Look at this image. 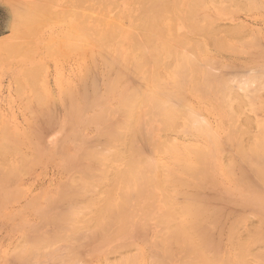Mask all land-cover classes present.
<instances>
[{"label": "rangeland", "instance_id": "1", "mask_svg": "<svg viewBox=\"0 0 264 264\" xmlns=\"http://www.w3.org/2000/svg\"><path fill=\"white\" fill-rule=\"evenodd\" d=\"M147 4L158 23L138 13ZM139 14L165 29L134 48ZM174 32L193 39L181 47ZM170 44L182 72L163 57ZM139 88L152 95L142 100ZM152 88L167 107L152 102ZM57 124L74 136L69 159L81 161L74 264H264V0H0V159H12L13 176L51 153Z\"/></svg>", "mask_w": 264, "mask_h": 264}, {"label": "crops", "instance_id": "2", "mask_svg": "<svg viewBox=\"0 0 264 264\" xmlns=\"http://www.w3.org/2000/svg\"><path fill=\"white\" fill-rule=\"evenodd\" d=\"M50 135L51 153L36 159L29 172L13 176L12 159H0V264H74L82 195L75 186V165L81 161L69 159L74 146L69 129L66 134L64 126L52 125ZM65 140L68 159H60L57 151ZM83 175L90 180L91 174Z\"/></svg>", "mask_w": 264, "mask_h": 264}, {"label": "bare ground", "instance_id": "3", "mask_svg": "<svg viewBox=\"0 0 264 264\" xmlns=\"http://www.w3.org/2000/svg\"><path fill=\"white\" fill-rule=\"evenodd\" d=\"M202 3H203V2H202ZM199 4H200V3H199ZM147 5H149V6H147ZM147 5H145L144 8L142 7V10L140 9V10L138 11V13H140V11H145V10H146V11L143 12V13H144V15L147 14V15L149 16L148 11H151V13H150V16H151V17H150V18H152V21H156V23H158V22L160 21L159 19H160L161 16H160V17H159V16L156 17V16L158 15V14H156V16H155L156 18L153 17V14H155V13H154L155 10H153V12H152V9H153V8L150 7L151 4H147ZM204 5H205V4H204ZM146 7H147V8H146ZM148 8H150V9H148ZM166 8H167V7H166ZM168 10H169V9H168ZM158 11H159V13H160V10H159V9H157L155 12L158 13ZM190 12H192V11L190 10ZM193 12H195V10H193ZM143 13L141 12V14H143ZM186 13H187V12H186ZM187 14L189 15V18H192V16L190 17V14H191V13H190V14L187 13ZM135 15H136V14H135ZM181 15H182V14H181ZM186 16H187V15H186ZM186 16L183 15V16H182V20H183V17H185L186 19H188ZM135 17L138 18V19H142V18H143V17L141 18L140 14L137 15V16H135ZM135 17L132 18V19L135 20V19H136ZM139 17H140V18H139ZM162 17L164 18V16H162ZM172 17H173V16H172ZM196 17H197V16H196ZM196 17L193 15V18H192L193 21L196 20ZM200 17H201V16L199 15V17H198L199 20H200V19H203L204 15L202 16V18H200ZM157 18H158V19H157ZM185 18H184V20H186ZM198 18H197V20L195 21L196 23H197V21L199 22ZM204 18H205V17H204ZM154 19H155V20H154ZM205 19H206V18H205ZM144 20H145V19H144ZM144 20L142 19L141 22L144 21ZM179 20L181 21V19H179ZM131 21H132V20H131ZM172 21H175V20L173 19ZM204 21H206V20H204ZM211 21H212V20H211ZM139 22H140V21H139ZM183 22H184V21H183ZM187 22H188V20H187ZM195 22H194V23H195ZM207 22H208V21H207ZM220 22H221V21H220ZM153 23H155V22H153ZM169 23H170V22H169ZM169 23H167V24H169ZM171 23H172V22H171ZM180 23H181V22H180ZM209 23H210V22H209ZM209 23H206V24H209ZM218 23H219V21H218ZM112 24L115 25V26L112 27V28H116V29H117V27L119 26L118 22H117V23L114 22V23H112ZM120 24H122V25L119 26L118 30H119V31H120V30H125V29H126V28L124 29V26H125V25H124L123 23H121V22H120ZM138 24H140V25H137V26H136L137 28H135L134 30H130V31L133 32V36H131V37H132V39H133L134 41L132 40V42H133L132 44H134V43L136 44V47H134V48H137V45H138V46H142V47H144V44H146L147 42L149 43V41L154 40V37L158 36V34H159L158 31L161 30V31H160V35H162V34H161V33H162V30L165 29V28H163L162 26L160 27V28H161V29H160V28L158 27V24L151 25V23H150L149 20H148V21L145 20V21H144V24H142V23H138ZM182 24H183V23H182ZM184 24H185V23H184ZM184 24H183V25H184ZM188 24L191 25L192 23L189 21ZM216 24H217V23H216ZM113 25H112V26H113ZM116 25H117V26H116ZM130 25H133V24H130ZM134 25H135V24H134ZM141 25H142V26H141ZM160 25H161V24H160ZM171 25H173L172 27L174 28V24H170V26L167 25V26L170 27L169 29H168V27H167V30H169V33H170V29H172V28H171ZM192 25H193V24H192ZM194 25H196V24H194ZM194 25H193L192 27H191V26H189V27H191V29H193ZM203 25H204V26H202V27H205V24H204V23H203ZM210 25H211V24H210ZM218 25L220 26V23H219ZM218 25H217V26H218ZM138 26H140V27H138ZM146 26H147V27H146ZM148 26H149V27H148ZM199 26H200V25H199ZM199 26H198V27H199ZM212 26H214L213 29H212ZM212 26H210V28H211L210 30H214V29L217 27V26H215V23H214ZM125 27H126V26H125ZM141 27H144L145 29H143V28H141ZM150 27H151V28H150ZM152 27H153L154 29L151 31ZM157 27H158V28H157ZM198 27H197V28H198ZM110 28H111V26H110ZM110 28H109V29H110ZM162 28H163V29H162ZM205 28H207V25H206ZM71 29H72V28H71ZM105 29H106V28H105ZM105 29H104V28L101 29V33L103 32L102 30H104V32H103V34H104L105 31H106ZM130 29H133V28H130ZM142 29H143V30H142ZM155 29H156V30H155ZM159 29H160V30H159ZM174 29H175V28H174ZM174 29H173V30H174ZM198 29H199V28H198ZM107 30H108V29H107ZM113 30H114V29H113ZM118 30H116L117 32L114 33L115 35L119 32ZM194 30H195V28H194ZM196 30H197V29H196ZM94 31H95V34L98 33V32H96V30H94ZM108 31L110 32V30H108ZM108 31H106V33H107ZM114 31H115V30H114ZM109 32H108V33H109ZM155 32H156V33H155ZM157 32H158V34H157ZM175 32H176V31H175ZM175 32H174V34H175L176 36H175L174 34H172V33H171V35H174V38H175V37L180 38V37H179V33L176 34ZM101 33H100V36H99V37H100L99 40H101V38H102V40H103L104 38H106V37L108 38V36H109L108 34H107V35H108V36H107L106 33H105L103 36H105V35H106V36L103 38V37L101 36V35H102ZM110 33H111V32H110ZM112 33H113V32H112ZM123 33L125 34V37H126V33H127V31H124ZM128 33H129V34H127V35H132V33L130 34L129 31H128ZM163 33H164V32H163ZM194 33H195V32H194ZM124 34H123L122 36H124ZM156 34H157V35H156ZM78 35H79V34H78ZM93 35H94V34H93ZM110 35H111V34H110ZM117 35H118V34H117ZM117 35H116V36H117ZM160 35H159L158 38H160ZM177 35H178V36H177ZM113 36H114V35H113ZM113 36L111 35V36H110L111 39H110V38H108V39L112 40ZM122 36H121V37H122ZM99 37H98V38H99ZM114 37H115V36H114ZM129 37H130V36H129ZM163 37H164V36H163ZM163 37H162V38H163ZM182 37H183V36H182ZM162 38H160V39H162ZM164 38H166V37H164ZM170 38H172V37H170ZM170 38H167V39L169 40ZM174 38H173V39H174ZM178 38H175V39H174V40H176V41L178 40V42L173 41V39H170V40H172L171 42H175V43H177V44L179 43V44L181 45V47H182V45H184L183 43L186 41V40H185V41L183 40L184 38H187V39H190V40L193 39V37H192V38H189V36H187V37L185 36V37H183V39H180V40H179ZM124 39H125V38H124ZM155 39H156V38H155ZM167 39H166V40H167ZM97 40H98V39H96V41H97ZM102 40H101V41H98L97 43H99V45H100V43L102 42ZM105 40H107V39H104L103 42H105ZM110 40H108V41H110ZM116 40H117V39H116ZM163 40H164V39H162L161 41L163 42ZM181 40H182V41H181ZM96 41H95V43H96ZM157 41H158L157 44H158L159 46L161 45L160 47H162V48L166 47V43L169 42V41H165V40H164L165 45H164V47H163L162 44H159V42H161V41H159V40H157ZM179 41H180V42H179ZM118 42H121V40H119V38H118ZM118 42H114V45H115V43H118ZM92 43L95 44L94 42H92ZM97 43H96V44H97ZM107 43H108V44H107ZM109 43H110V42H107V41H106L105 46H106V45H109ZM111 43H112V42H111ZM124 43H125V42H124ZM140 43H141V44H140ZM151 43L154 44V42H151ZM102 44H103V43H101L100 48L102 47ZM118 44H119V43H118ZM118 44H116V45H118ZM130 44H131V43H130ZM132 44H131V46H132ZM135 44H134V46H135ZM139 44H140V45H139ZM179 44H178V45H179ZM99 45H98V46H99ZM111 45H112V44H111ZM121 45H122V44H121ZM126 45H127V44H126ZM154 45L156 46V44H154ZM154 45L152 46V44H151V45H149V47H155ZM171 45L173 46V44L167 45L166 51L164 52L165 55L163 56L164 58L167 57V59H170L169 62L173 59V55H174V54H173L174 51H172V50L170 51V55H167V51L169 50L168 48H171V47H168V46H171ZM103 46H104V44H103ZM147 46H148V45H147ZM174 46L176 47V45H174ZM174 46H173V50L176 49ZM107 47H108V46H107ZM122 47H124V46H122ZM132 47H133V46H132ZM178 47L180 48V46H178ZM114 48H115V46H114ZM128 48H129V46H128ZM156 48H158V47L156 46ZM102 49H103V47H102ZM105 49H106V48H105ZM115 49H116V48H115ZM118 49H119V48H118ZM122 49H123V48H122ZM122 49H121V50H122ZM153 49H154V48H153ZM167 49H168V50H167ZM171 49H172V48H171ZM113 50H114V49H113ZM156 50H159V49H156ZM162 50H163V49H162ZM114 51H115V50H114ZM140 51H141V50H140ZM140 51H138V52H140ZM179 51H180V50L176 51V56H177V61H179V62L181 63V62H182L183 60H185V59H184L183 56H181V55L179 56V54H178ZM118 52H119V50H118ZM125 52H127V51H125ZM159 52H161V51H159ZM159 52H158V53H159ZM112 53H114V52H112ZM115 53H116V52H115ZM144 53H145V52H144ZM164 53H163V54H164ZM168 53H169V52H168ZM180 53H183V52L181 51ZM138 54H139V53H138ZM138 54H137V57H138ZM141 54H142V53H140V55H141ZM134 55H135V53H134ZM134 55H133V56H134ZM140 55H139V58H140ZM144 55H145V54H144ZM149 55H150V57H151V61L153 62V63L151 62V65L153 64V66H154V65L157 66L158 63L155 64L154 62H155V60H158V59H155L154 56H153V58H154V59H153L152 56H151V54H149ZM142 56H143V55H142ZM159 56H160V54H159ZM178 57H179V58H178ZM171 58H172V59H171ZM141 59H143V58H141ZM134 60H135V59H134ZM134 60H133V61H134ZM145 60H146V59H145ZM181 60H182V61H181ZM135 61H136V62H139L138 60H135ZM164 61H166V60H164ZM164 61H163V62H164ZM142 62H143V61H142ZM167 62H168V60L166 61L165 64H168ZM173 62H174V59H173ZM179 62H177V64H178ZM144 63H145V61H144ZM180 63H179V66H180ZM184 63H185V61H184ZM118 64H119V63H118ZM137 64H140V63H137ZM141 64H142V65H141ZM141 64H140V66H143V65H144L143 63H141ZM119 65H120V64H119ZM151 65H150V67H151ZM174 65H175V62H174ZM243 65H244V64H243ZM247 65H248V64H247ZM175 66H178V65H175ZM179 66H178V67H179ZM231 66H232V65H231ZM150 67H149V68H150ZM166 67H167V66H164V68H166ZM181 67H184V68H185V66H180V69H181V70H179V68H178V70H179L180 72H182V70L184 69V68L182 69ZM149 68H148V69H149ZM152 68H155V70H156V67H152ZM157 68H158V66H157ZM169 68H170V67H169ZM233 68H234V67H233ZM239 68H241V66H240ZM236 69H237V68H236ZM150 70H151V69H150ZM155 70L153 69L152 72L154 71V73L156 74L157 71L155 72ZM170 70H171V69H170ZM174 70H175V69H173V71H174ZM176 70H177V68H176ZM176 70H175V72H176ZM239 70H240V69H239ZM171 71H172V70H171ZM234 71H235V70H234ZM150 72H151V71H150ZM235 72H236V71H235ZM239 72H240V71H239ZM148 73H149V72H148ZM154 73H151V74L154 76ZM160 73H161V72H159V74H160ZM235 74H237V73H235ZM238 74H240V73H238ZM242 74H243V72H242ZM148 75H150V73L147 74V75H146L145 77H143V78H145L146 80H148V78H147ZM245 75H246V74H245ZM245 75H243L242 77H244ZM151 77H152V76H151ZM156 77L159 78L160 76H157V74H156ZM236 77H238V76H236ZM242 77H241V78H242ZM143 78H142V79H143ZM152 78H153V77H152ZM154 78H155V77H154ZM158 78H157V79H158ZM160 78H161V77H160ZM150 80L152 81L153 79L150 78ZM161 80H162V78H161ZM148 81H149V80H148ZM148 81H147V82H148ZM154 81H155V83H154V82H151V85H152V86H155V87H156V86L159 87V86L156 84V81H157V80L155 79ZM159 81H160V79H158L157 83H158ZM178 81H180V80H178ZM142 84H143V83H142ZM149 86H150V84H149ZM179 86H180V84H179ZM161 87H162V86H161ZM161 87H160V88H161ZM164 87H165V86H164ZM164 87H163V88H164ZM144 88H145V87H144ZM144 88H142L144 94H143V92H141L142 90L139 88V89L141 90L140 92L142 93L141 96L145 95V92L147 93V92L149 91V90H148V91H145V89H147V87H146L145 89H144ZM148 88H149V87H148ZM136 89H137V88H136ZM153 89H155V88H152V90L150 89V91H154L156 94H158V93L160 94L161 91H162V89H161V91H157V88H156L155 90L158 92V93H157V92H156L155 90H153ZM166 89H167V88H166ZM166 89H165V90H166ZM133 90H135V88L132 89L131 92H133ZM165 90H164V91H165ZM168 90H169V89H168ZM169 91H171V90H169ZM135 92H136V90H135ZM171 92H172V91H171ZM148 93H149V92H148ZM148 93H147V94H148ZM164 93H165V92H164ZM147 94H146V95H147ZM156 94L153 95V96H151V100H152V102H155V103L157 102L156 104L159 106V104L163 101V102H162L163 105L167 107V104L165 105V103H168L169 101H168V100H165L166 102L164 101V99H166V97H165L164 99H162L163 97L161 96L162 98H160V96H159V94H158V98L160 99V101H159V99L156 97ZM134 95H136V97H135V99H134V102H136L135 100H136V99L139 100V97H140V96H138V94H136V93H134ZM139 95H140V93H139ZM148 95H152V94L149 93ZM137 96H138V97H137ZM143 97H144V96H143ZM143 97H141V99H142ZM145 98H148V97L145 96L142 100H145ZM152 98H153L154 100H153ZM155 98H156V100H155ZM141 99H140V100H141ZM157 99H158V100H157ZM161 99H162V100H161ZM146 100L148 101V99H146ZM167 101H168V102H167ZM150 102H151V101H150ZM164 102H165V103H164ZM155 103H151V105H154ZM143 104L145 105L146 102H143L142 105H143ZM168 104H169V103H168ZM144 105H143V106H144ZM139 106H141V105H139ZM135 107H136V106H135ZM154 107H155V106H154ZM160 107L163 108L162 104H160ZM168 107H169V110H171V111L166 110V113L169 114V115H176V114L179 113V111H180V110L177 109V107H176V109H175V108H172L170 105H168ZM173 107H174V106H173ZM137 108H141V107H137ZM147 108L149 109L150 107L147 106ZM147 108H146V109H147ZM167 111H168L169 113H168ZM180 114H181V113H180ZM165 115H166V114H165ZM169 115H168V116H169ZM178 115H179V114H178ZM166 116H167V115H166ZM166 118H167V117H166ZM167 119H168V118H167ZM172 119H173V118H172ZM174 120H175V119H174ZM172 122H173V121H170V119H169V123H172ZM169 125H170V124H169ZM172 126H173V125H171V127H172ZM170 129H171V128H170ZM52 134H53V133H52ZM181 144H182V143H181ZM124 145L126 146L127 144H122L123 147H125ZM184 145H186V143H184ZM119 146L121 147V145H119ZM191 147H192V149H193L195 146H194V147L191 146ZM197 148H198V147H196V149H197ZM115 149H116V148H115ZM115 149H114V150H115ZM129 149H130V147L127 148L126 150H129ZM171 149H172V148H171ZM173 149H174V148H173ZM173 149H172V150H173ZM190 149H191V148H190ZM192 149H191V150H192ZM196 149H195V150H196ZM120 150H123V149L120 148V149L118 150V152H119ZM124 150H125V149H124ZM195 150L193 149V151H195ZM116 151H117V150H116ZM116 151H114L115 154H112V155H116ZM110 152H111V153H114L112 150H111ZM123 152H124V151H123ZM170 152H171V151H170ZM120 153H122V152H120ZM171 154H172V153H171ZM120 155H121V154H120ZM121 156H122V155H121ZM112 157L114 158V156H112ZM115 158H116V157H115ZM106 159H107V158H106ZM109 159H110V158H109ZM171 159H172V158H171ZM165 188H166V187H165ZM167 191H168V190H167ZM162 194L164 195L163 200H165L166 198L168 199V197H169L168 194H171V195H172V193L169 191V193L166 192L167 197H165V196H166V195H165V189H164V191H162ZM171 195H170V197H171ZM169 199H170V198H169ZM172 199H173V197H171L170 200H172ZM168 201H169V200H168ZM172 201H173V200H172ZM165 202L167 203V200H166ZM166 203H165V204H166ZM167 205H168V203H167ZM171 205H172V204H171ZM171 205H169V206H171ZM174 206H175V205H174ZM174 206H173V207H174ZM169 209H170V208H169ZM172 209H173V208H172ZM172 209H170V210L173 212ZM183 210H185V209H183ZM168 212L170 213V211H168ZM169 213H168V215H170ZM183 213H184V212H183ZM184 214H185V213H184ZM165 215H167V214H165ZM216 215H217V214H216ZM176 216L178 217L179 214L176 215ZM180 216L182 217V215H180ZM170 217H172V216H169L168 218H170ZM173 217H174V214H173ZM216 217H217V216H216ZM160 218H163V219H164V216H163V217H162V216L159 217V220H160ZM166 218H167V217H166ZM168 218H167V219H168ZM180 219H181V218H180ZM216 219H217V218H216ZM159 220H158V222H159ZM161 220H162V219H161ZM165 220H166V219H165ZM170 220H171V219H170ZM181 220H182V219H181ZM166 221H168V220H166ZM161 222H162V224L164 225L163 220H162ZM166 223H169V221L166 222ZM162 224H160V225L162 226ZM160 225H159V226H160ZM166 225H167V224H166ZM180 225H181V224H180ZM173 226H174V225H173ZM186 226H187V225H186ZM186 226H184V227H186ZM164 227H165V225H164L162 228H164ZM166 227H167V226H166ZM170 227H171V226H170ZM162 228H161V230H162ZM166 229H167V228H166ZM168 229H170V228H168ZM173 229H174V228H173ZM193 229H195V228H193ZM197 229L199 230V228H196V230H197ZM163 230H164V229H163ZM170 230H171V229H170ZM170 230H168V231H170ZM175 231H176V230H174V232H175ZM170 232L172 233V231H170ZM170 232L167 233V235H168V234H171ZM174 232H173V233H174ZM183 232H184V231H183ZM198 232H199V231H198ZM164 233H165V232H164ZM194 233H195V232H194ZM196 233H197V232H196ZM206 233H208V231H207ZM175 234H176V233H175ZM177 234H178V233H177ZM191 234H192V233H191ZM167 235H166V237H167ZM173 235H174V234H173ZM197 235H198V234H197ZM205 235H206V234H204V236L202 235V237H201L202 240H204V241H206V240L208 239V238H207V239L205 240V237H206ZM211 235L214 236V234H212V233H211ZM166 237H165V238H166ZM168 237H169V235H168ZM184 237H185V236H184ZM189 237H190V236H189ZM192 237H193V235H192ZM208 237H209V240L206 241V242H208V243H209V246H210V245H212V243H213V242H212L213 240L210 241V233H209V236H208ZM215 237H216V236H215ZM163 238H164V235L162 236V240L165 239V238H164V239H163ZM170 238H171V237H170ZM174 238H175V236H174ZM182 238H183V237H181V239H182ZM187 238H188V237H187ZM193 238H194V237H193ZM167 239H169V238H167ZM171 239H172V238H171ZM178 239H180V238H178ZM184 240L186 241V239H184ZM202 240H200V241H202ZM175 241H176V240H175ZM209 241H210V242H209ZM173 242H174V241H173ZM206 242H205V243H206ZM195 243H196V241H195ZM153 244H154V243H153ZM155 244H157V243L155 242ZM155 244H154V246H156ZM169 244H170V243H169ZM175 244H176V243H175ZM183 244H185V243H183ZM203 244H204V243H203ZM203 244H202V245H203ZM185 245H186V244H185ZM205 245H206V244H205ZM217 245H218V244H217ZM217 245H216V246H217ZM181 246L185 247L184 245H181ZM193 246H195V245H193ZM198 246H199V245H198ZM212 246H213V248L215 247L214 245H212ZM157 247H158V246H157ZM174 248H175V247H174ZM179 248H180V246H179ZM187 248H188V247H185L186 251H187ZM210 248H212V247H210ZM213 248H212V249H213ZM212 249H210V250H208V251H211ZM214 249L216 250L217 248H214ZM179 250H180V249H179ZM182 250H183V248H182ZM188 250H189V248H188ZM156 251H157V250H156ZM174 251H175V250H174ZM201 251H202V250H201ZM212 251H213V250H212ZM217 251H218V250H217ZM179 252H180V251H179ZM183 252H184V251H183ZM156 253L158 254V252H156ZM184 253H185V252H184ZM198 253H199V252H198ZM204 253H205V251H204ZM206 253H207V252H206ZM157 254H156V255H157ZM177 254H178V253H177ZM185 254H187V253H185ZM192 254H193V253H192ZM199 254H200V253H199ZM196 255H197V254H196ZM203 255L205 256V254H203ZM180 256H182V255H180ZM190 256H192V255H190ZM190 256H189V254H188V257H187V258H190ZM193 256H194V255H193ZM193 256H192V257H193ZM198 256H200V255H198ZM198 256H197V257H198ZM261 256H262V255H261ZM154 257H156V256H154ZM182 258H183V257H182ZM182 258H181V260H182ZM187 258H186V260L189 261L190 259H187ZM195 258H196V256L194 257V259H195ZM201 258H202V257L200 256V257H199V262H201V261H200ZM205 259H206V258H205ZM156 260H157V259H156ZM186 260H184V261H186ZM191 260H192V259H191ZM191 260H190V261H191ZM196 260H198V259H196ZM125 261H126V260H125ZM179 261H180V260H179ZM182 261H183V260H182ZM184 261H183V262H184ZM155 262H156V261H155ZM192 262H193V260H192ZM197 262H198V261H197ZM205 262H206V263H210V262L207 261V259H206L205 261H203V264H206ZM215 262H216V260H215ZM124 263H125V262H124ZM159 263H160V261H159ZM195 263H196V261L194 260L193 264H195ZM156 264H158V262H157ZM179 264H181V263L179 262ZM182 264H184V263H182ZM196 264H197V263H196Z\"/></svg>", "mask_w": 264, "mask_h": 264}]
</instances>
